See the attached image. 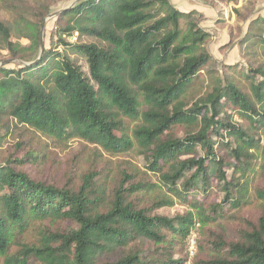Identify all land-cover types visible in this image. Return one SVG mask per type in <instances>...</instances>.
Here are the masks:
<instances>
[{
	"label": "trees",
	"instance_id": "1",
	"mask_svg": "<svg viewBox=\"0 0 264 264\" xmlns=\"http://www.w3.org/2000/svg\"><path fill=\"white\" fill-rule=\"evenodd\" d=\"M251 10L236 11L235 23ZM48 14H34L28 49L0 20L7 59L34 61L0 67V146L17 140L0 161V264H186L200 227L208 230L196 234L192 264H264V18L238 28L248 59L229 76L206 50L199 14L170 0H80L55 17V40L39 55ZM74 33L91 41L69 43ZM203 75L209 90L189 101ZM28 132L94 153L59 177L45 171L49 155L23 140ZM129 153L142 171L98 165L103 154ZM252 199L261 213L227 216ZM174 206L186 211L160 213ZM228 218L239 224L232 238L211 228Z\"/></svg>",
	"mask_w": 264,
	"mask_h": 264
},
{
	"label": "rangeland",
	"instance_id": "2",
	"mask_svg": "<svg viewBox=\"0 0 264 264\" xmlns=\"http://www.w3.org/2000/svg\"><path fill=\"white\" fill-rule=\"evenodd\" d=\"M72 0H0V20L6 22L12 28V42L17 44L23 49H28L30 47V41L27 39V36L30 35L31 25L33 23L34 14H43L49 11V14L44 18L43 23H45V28L43 31V48H49L50 44L54 42V32L56 26V19H49L48 16L67 8ZM171 5L178 11L182 13H188L194 11L199 14L200 20L198 26L209 35V39L206 43V50L212 56L214 61L217 63L218 70L221 71L223 67H227L225 72L229 76H234L233 72H238L245 69L246 61L248 57L246 56L247 51L239 52L238 42L241 34L239 35L238 28L240 27L241 32L246 31V23L255 18H264V0H238L236 4H221L217 3L214 0H170ZM28 6V9L25 11L18 10L19 7ZM252 6V7H251ZM252 9L250 15L247 18V22L240 24L235 23L236 11L240 14H243L244 11ZM32 12V14H31ZM42 27V26H41ZM186 24L182 22L180 29L185 32ZM41 29V28H40ZM234 40H237L234 41ZM69 43H78L81 42H90L88 39H79L77 34L74 33L72 36L67 38ZM234 41V42H233ZM38 59V58H37ZM35 59V61L37 60ZM80 66L83 72L87 74V66L81 57H72ZM8 60L7 53L0 49V63L2 61ZM29 61V60H28ZM34 61L26 62L30 64ZM6 68L14 69L15 65L11 63L6 66ZM237 77V76H236ZM212 82V79L203 75V78H200L199 81L191 89L187 98L189 101H196L202 95H204L209 90V85ZM237 82L241 87L248 89V83L240 77ZM23 140L25 142H30L33 148H38L42 153H46L49 156L47 157L48 163H45L46 172H55L59 177L69 170L71 164L75 162V157L82 155L83 159L81 160V168H85V161L90 155L94 153L93 147L86 146L80 141H70L67 144L57 146L53 144L50 140L38 137L37 135L28 132L24 135ZM17 143V140L14 138V134L8 136L5 143L0 146V161L9 156L14 151V145ZM104 160L111 163L110 168L114 170L116 166L122 165L123 162H129L132 166L140 169H143V161L141 157H138L134 153L121 154L113 158L106 154H103L102 160L99 161V167L105 163ZM54 161V164L51 162ZM258 161V160H257ZM261 178H257V182L254 185H258V181ZM253 186H251V189ZM259 202L255 199H252L250 206L245 207L239 212L227 211V216H243L249 218V216H254L258 212H262L263 209L259 208ZM258 209V210H257ZM257 210V211H256ZM261 210V211H260ZM186 211L185 208L180 206H174L170 209L161 210L160 213L166 216H174L175 214H182ZM213 230L222 232L227 238H232L236 228H239L237 222L231 221L229 218L226 221L219 222L217 225L211 226ZM206 230L202 232L201 227L200 231H196L195 234L198 235V232H202L204 237L206 235ZM25 241H34V237L28 236L24 237Z\"/></svg>",
	"mask_w": 264,
	"mask_h": 264
},
{
	"label": "water",
	"instance_id": "3",
	"mask_svg": "<svg viewBox=\"0 0 264 264\" xmlns=\"http://www.w3.org/2000/svg\"><path fill=\"white\" fill-rule=\"evenodd\" d=\"M78 1L80 0H72L71 3L68 5L67 8H64L62 10H59L51 15L48 16L49 19H52V18H55L57 15H59L60 13L72 8ZM44 28H45V23H43L41 29H40V39H39V55L41 54L42 52V49H43V31H44ZM10 63H15L21 67H28L31 64H27V63H24V62H21V61H18V60H6V61H3L0 63V67H3V66H6Z\"/></svg>",
	"mask_w": 264,
	"mask_h": 264
},
{
	"label": "built area",
	"instance_id": "4",
	"mask_svg": "<svg viewBox=\"0 0 264 264\" xmlns=\"http://www.w3.org/2000/svg\"><path fill=\"white\" fill-rule=\"evenodd\" d=\"M195 247H196V234L193 233L188 238V259L186 264H192V259L195 254Z\"/></svg>",
	"mask_w": 264,
	"mask_h": 264
}]
</instances>
